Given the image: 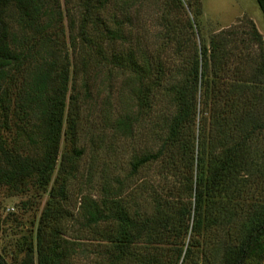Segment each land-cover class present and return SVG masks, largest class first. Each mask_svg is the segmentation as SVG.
Returning a JSON list of instances; mask_svg holds the SVG:
<instances>
[{
  "label": "trees",
  "instance_id": "16d2710c",
  "mask_svg": "<svg viewBox=\"0 0 264 264\" xmlns=\"http://www.w3.org/2000/svg\"><path fill=\"white\" fill-rule=\"evenodd\" d=\"M50 1L0 0L2 121L6 123L12 100L18 108L20 128L33 130L28 126L35 112L41 121L37 130L42 154L38 158L8 155V164L0 165V176L14 181L21 182L37 173L41 181L49 182L60 151L69 69L62 64L51 82L48 70L35 68L25 76L20 67L25 64L26 51L7 19V11L14 7L20 14L19 21L31 26L41 21L42 15L52 16ZM91 1L86 0L88 14ZM256 2L264 18V0ZM250 24L246 34L249 40L259 43L257 56L237 52L222 32L210 38L209 46L205 42L199 47L194 42L186 46H192L194 52L182 60L177 79L165 73L163 60L150 59L141 51L128 48L114 55L113 63L129 72L133 92L141 104L150 102L148 77L156 73L154 81L159 86L165 78L162 87L167 95L171 94V111L165 117L163 114L161 124L153 123L159 142L132 155L128 176L117 178L115 186L104 187L105 193L98 198L85 195L80 199L83 227L107 242L102 248L106 264H179L181 259L183 264L191 250L189 243H184L185 236L202 229L204 235L214 230L222 232L216 235L212 255L220 264H248L261 257L264 217L256 204L241 207V200L253 196L252 183L257 184L264 172V149L259 147L264 130V39ZM171 66L167 68L170 72L175 68ZM167 76L174 81L167 82ZM17 79L19 86L13 96ZM153 100L154 94L151 103ZM134 119L137 116L125 112L117 117L115 127L129 137ZM151 166H156L158 175L166 176L161 188L157 180L151 182L149 178L131 182L134 174ZM231 227L236 228L234 239ZM77 242V236L63 242L56 236L50 243L38 240L37 264L67 262ZM28 248L17 264H34L33 247ZM0 264H10L1 251Z\"/></svg>",
  "mask_w": 264,
  "mask_h": 264
},
{
  "label": "rangeland",
  "instance_id": "374dc122",
  "mask_svg": "<svg viewBox=\"0 0 264 264\" xmlns=\"http://www.w3.org/2000/svg\"><path fill=\"white\" fill-rule=\"evenodd\" d=\"M49 4L54 9L52 16L42 15L41 21L31 26L19 21L20 14L14 7L7 11V19L26 51L25 64L20 67L23 74L27 76L35 68L48 70L51 82L64 63L69 74L60 151L49 182L41 181L37 173L21 182L0 176V251L10 264H17L32 246L37 264L38 240L50 243L56 236L63 242L77 236L75 252L61 264H106L102 248L107 242L83 227L80 199L85 195L98 198L105 193L104 187L115 186L117 178L128 176L132 155L159 142L153 123L161 124L163 114L165 117L171 111V94L162 87L165 78L159 86L156 73L148 77L150 102L141 104L129 72L113 63L114 55L128 48L141 51L150 59L163 60L165 73L177 79L182 60L194 52L192 46H186L192 42L197 47L201 42L209 46L210 38L222 32L237 52L257 56L260 45L249 40L246 33L252 22L264 39V18L256 0H92L89 14L86 0H51ZM171 65L175 68L170 72L167 68ZM167 78V82L174 81ZM18 86L19 79L13 84V96ZM15 103L12 100L9 104L6 123L0 111L1 166L8 164V155L38 158L42 154L38 112L28 126L32 131L20 128ZM125 112L137 116L129 137L115 127V120ZM259 141L264 149V130ZM156 169H141L131 182L149 178L151 182L157 180L161 188L166 176L158 175ZM251 189L253 196L241 200V207L256 204L264 217V172ZM235 233L236 228L231 227V239ZM217 234L222 232L214 230L204 235L202 229L186 235L184 243H189L191 250L183 264H220L212 258ZM260 256L248 264H264V252Z\"/></svg>",
  "mask_w": 264,
  "mask_h": 264
}]
</instances>
